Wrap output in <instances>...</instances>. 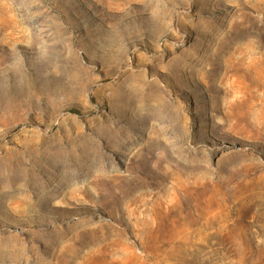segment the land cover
I'll return each mask as SVG.
<instances>
[{
	"label": "rangeland",
	"instance_id": "374dc122",
	"mask_svg": "<svg viewBox=\"0 0 264 264\" xmlns=\"http://www.w3.org/2000/svg\"><path fill=\"white\" fill-rule=\"evenodd\" d=\"M0 264H264V0H0Z\"/></svg>",
	"mask_w": 264,
	"mask_h": 264
},
{
	"label": "trees",
	"instance_id": "16d2710c",
	"mask_svg": "<svg viewBox=\"0 0 264 264\" xmlns=\"http://www.w3.org/2000/svg\"><path fill=\"white\" fill-rule=\"evenodd\" d=\"M69 113L78 114L77 110H73V109L69 110Z\"/></svg>",
	"mask_w": 264,
	"mask_h": 264
}]
</instances>
